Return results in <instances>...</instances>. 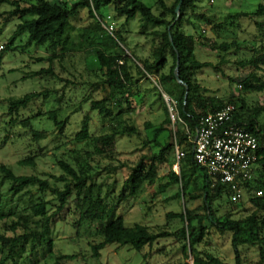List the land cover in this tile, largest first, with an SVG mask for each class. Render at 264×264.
<instances>
[{
	"label": "trees",
	"instance_id": "trees-1",
	"mask_svg": "<svg viewBox=\"0 0 264 264\" xmlns=\"http://www.w3.org/2000/svg\"><path fill=\"white\" fill-rule=\"evenodd\" d=\"M181 1L175 0L172 5H168L165 0H158L159 10L156 13L152 6L147 5L143 0H79L71 6L62 0H31L30 2L0 0V3H9L14 6L12 11L2 16L5 23L15 17L21 20L16 32L6 45L7 49L14 48L18 38L27 33L29 35L27 46L52 44L55 52L67 39L71 19L77 17L80 9L88 8L90 17L97 20L95 14L102 19L101 7L110 5L114 7L118 16L126 19V23L140 15L143 29L141 34H148L145 32L147 26L153 25L150 27L153 28L150 34L155 36L151 60H139L132 55L126 56L125 61H122L119 55L94 49L104 78L93 84L95 88L93 91L99 90L104 93V96L102 99L90 102V111L98 112L100 117L109 119L112 123L109 127L110 133L106 136L94 137L91 127L92 117L87 114L82 120L80 132L74 139L75 143H83L84 148L76 150L75 156L72 157L74 163L69 160L57 162L63 175L51 176L56 181L55 186L48 179H42L37 175H16L11 168L0 165L4 179L10 182L15 194L29 187H38L41 193L39 203L30 207L32 215L38 219L31 221V224L27 217H22L19 223L7 226L5 222L7 217L0 210V223L5 224L8 230L15 234V237H9L5 233H0V245L2 247L8 245V253L0 264L10 262L17 264L16 259L26 249V243H32L31 251H34L36 245L40 244L39 242L45 239L50 231L53 217L62 211H67L68 208H72L73 213L79 216L73 224L74 228L86 226V230H91L94 225L96 226L90 234L100 238L102 242L93 246L89 243V246L92 258L97 260L101 257V251L107 246L117 245L143 252L146 247H153L161 239L177 238L178 241L183 242L181 250L185 259L192 258L193 264H226L220 258L210 253L203 254L198 249V246L210 234L209 230L215 229L223 235H231L235 264H244L242 246L257 248L258 261L255 264H264V125L260 123L261 117L264 116V105L250 107L245 97L237 93V88L232 90L226 98L210 95V91L202 85L198 75L205 69H212L217 74L227 77L223 66L231 63L229 56H235L237 58L235 65L242 70L248 69L249 72L236 78H229L230 82L234 86L241 87L246 94L264 95V22L256 23L257 35L253 42L217 38L224 31L228 20L264 17V3H261L253 12L228 15L223 22L201 14L199 20L202 25L210 27V31L217 36L212 38L203 32L199 26L200 23L195 22L188 14L189 11L195 12L199 9L202 0H183L182 3ZM23 2L26 6H23ZM90 24L96 25V31L105 36L110 47H112L111 44H125L123 37L116 41L106 36L98 20L97 23ZM185 24L192 29L187 31ZM201 48L216 54L219 58L217 64L211 61H199L196 52ZM243 54L249 57L240 59ZM46 59H38V61H51L50 58ZM128 61L135 62L136 74L129 70ZM1 62L0 56V64ZM50 72V69L42 70L36 75L44 76L45 73ZM150 76L158 77V84L163 91L177 102L182 123H178L175 129L173 128L162 93L157 92L158 101L164 102V120L158 126L147 124L146 129L154 130V136L147 139V144H154L160 150L158 153L143 156L140 162L131 168L119 198L116 202L112 199V204H109L108 194L103 195L98 178L108 172L111 167L116 166L113 165L114 162L118 163L117 169L126 167L117 160L116 139L137 133L136 128L126 121V112L120 110L115 116H111L114 113L111 107L127 103L129 96L135 95L133 92L136 87L144 80L148 81ZM157 89L158 87L155 86L154 90L157 91ZM40 95L43 93L36 92L21 99H12L10 115L27 108L31 101ZM228 105H234L237 108L235 122L248 126L259 141V170L255 181L249 184L246 203L243 200L233 203L230 200L229 187L215 181L204 168L196 163L193 144L190 141V137L193 138L196 135L203 117L215 114ZM48 121L53 124V127L63 130L69 120L62 119L59 110H53L48 114ZM22 123L32 128L31 120L28 119ZM32 131L36 141L45 138L43 132L33 129ZM176 141L185 153V157L180 162V174L170 169L167 175L161 176V166L168 162L167 156L174 151ZM19 165L34 169L36 158H26L20 161ZM174 165V163L171 164V166ZM162 180L165 183H160ZM156 183H160L157 193L165 194L173 187H177L179 190L172 197L173 200H202L203 206L195 210L185 208L181 213H168L167 219L171 226L174 221L181 224L180 228L173 231L169 225L158 227L155 231L141 224L127 226L123 216H116L119 205L142 194L146 184L155 185ZM259 191L263 192L261 197L257 195ZM47 192L52 193L55 202L45 199ZM52 206L57 209L52 216H49ZM198 211L203 213L200 214ZM240 213L246 215L237 218ZM204 222L208 224V227ZM32 226H36V229H32ZM79 227L77 229H80ZM19 229L22 233H18ZM19 247L20 250H17ZM75 258L76 256H64L63 259Z\"/></svg>",
	"mask_w": 264,
	"mask_h": 264
},
{
	"label": "rangeland",
	"instance_id": "rangeland-1",
	"mask_svg": "<svg viewBox=\"0 0 264 264\" xmlns=\"http://www.w3.org/2000/svg\"><path fill=\"white\" fill-rule=\"evenodd\" d=\"M22 2V0H16ZM30 2L31 0H24ZM68 5H73L79 0H62ZM147 5L152 6L157 13L159 10L158 0H143ZM175 0H165L168 5H172ZM264 0H202L200 8L195 12L189 11L195 22L200 23L203 32L208 36H217L210 31L211 28L202 25L199 17L201 14L210 16L213 20L223 22L228 15L238 12H253ZM26 3L23 2V6ZM26 6V5H25ZM14 9L9 3H0V165H5L12 169L16 175H37L42 179H48L51 184L56 185V181L51 176L60 177L63 175L57 162L60 160L74 163L72 157L76 150L84 148L83 143H75L74 139L81 130V123L87 114L92 117V135L94 137L106 136L110 133L109 119L100 117L98 112L90 111V102L102 99L104 93L95 90L94 85L102 80L104 76L94 49H102L109 54L119 55L120 60L125 61L126 56H134L139 60L153 59V40L155 36L150 34L153 25H148L145 32L141 34L142 28L140 15L126 23V19L116 14L114 7L102 6L100 16L97 20L102 26L106 36L119 41L124 38L125 44H111L105 36L96 31L97 20L91 18L88 8L80 9L77 17L71 19V28L67 39L54 52L52 44L43 46H27L29 35L23 34L16 41L14 48L7 49L6 45L14 35L21 20L11 19L5 23L3 15ZM215 16V17H214ZM257 22H264V17L242 18L240 20H228L224 31L217 37L220 40L239 39L240 41L253 42L257 35L255 27ZM113 26V30L109 27ZM189 31L192 27L184 25ZM199 61H211L217 64L219 58L216 54L204 49L196 52ZM247 54L240 56V59L247 58ZM51 59L47 60V59ZM46 59L47 61H38ZM231 63L223 66L227 77L217 74L212 69H205L200 72L199 79L202 85L210 91V95L220 98L229 96L232 90L237 88V93L243 95L250 107L264 105L263 94H246L239 86H234L229 78H236L244 75L249 70L239 69L234 62L235 56H229ZM135 63V62H134ZM132 61H128L129 70L136 74V67ZM50 69L51 72L38 76L42 70ZM136 87L135 95L129 96V101L123 105H114L111 110L115 116L120 110L126 112V121L136 128L137 133L132 136L124 135L117 137L115 150L117 160L126 167L117 169L118 163L114 162L108 172L103 173L98 178L99 185L102 186L103 195L108 194L109 204L112 199L117 201L121 193V188L125 180L130 175L132 167L136 166L143 156H149L159 152L154 144H147L148 138H153L154 130L148 131L147 124L158 126L164 120V102L158 101L157 92L163 91L158 84V77L150 76ZM157 86V91L154 87ZM36 92L43 95L36 97L25 109L10 115V101L21 99L24 96ZM164 92V91H163ZM166 93V92H165ZM168 94V93H166ZM169 95V94H168ZM170 96V95H169ZM172 97V96H170ZM173 98V97H172ZM163 103V104H162ZM53 110H59L62 119L68 118L66 127L59 130L53 127L48 121V114ZM31 120L32 128L26 127L22 122ZM264 125V116L260 119ZM33 130L43 132L45 138L36 141ZM164 141V140H162ZM36 158V167L33 169L27 166H20L19 162L26 158ZM168 157V162L161 166L160 175L165 176L174 171L172 163H178L175 150ZM178 170V169H176ZM179 171V170H178ZM160 183H165L161 181ZM145 185V190L136 198L128 199L121 203L116 211V216H123L127 226L135 224L146 225L152 230L158 227H171V231L181 227L177 221L171 223L167 219L168 213H181L185 208L195 210L203 206L202 200L185 201L173 200L178 188L173 187L165 194L157 193L158 186ZM63 188V185H61ZM41 193L38 187H29L18 194L12 190V185L4 179V174L0 171V210L6 215V224L11 226L19 223L22 217L31 221L38 219L32 215L30 207L38 204ZM45 199L55 202V197L51 192H47ZM248 200L246 196L244 202ZM56 206V204H53ZM52 206L48 215L52 216L56 212V207ZM250 208V207H249ZM251 210V209H250ZM200 212V211H198ZM72 213V214H71ZM203 212H200L202 214ZM245 213L238 214L239 218ZM21 218V219H20ZM79 219L78 214L73 213L72 208L62 211L52 219L51 229L45 239L41 240L31 251L32 243H26L20 256L17 257V264H193V259H185L181 250V243L177 238L161 239L153 247H146L143 252L121 248L117 245L107 246L101 251L99 260L92 258L91 245H97L102 240L90 233L95 230V225L91 230H86V226L74 228L73 224ZM208 227V224L204 222ZM36 229V226H32ZM170 230V229H169ZM210 234L206 237L198 249L203 254L210 253L220 258L226 264H235L234 250L231 244V235H223L215 229H210ZM0 233L9 237L15 234L8 230L5 224L0 223ZM18 233H22L19 229ZM30 240V239H29ZM90 243V246H89ZM52 244V246H51ZM20 250V247L17 249ZM244 264H255L258 261L257 248L242 246L241 249ZM8 253V245H0V262ZM64 256H76L75 259H63ZM8 264H14L10 262Z\"/></svg>",
	"mask_w": 264,
	"mask_h": 264
},
{
	"label": "built area",
	"instance_id": "built-area-1",
	"mask_svg": "<svg viewBox=\"0 0 264 264\" xmlns=\"http://www.w3.org/2000/svg\"><path fill=\"white\" fill-rule=\"evenodd\" d=\"M109 29L114 28L110 26ZM162 96L175 129L178 123H182L177 102L163 91ZM236 112V106L228 105L215 114L203 117L196 135L190 137L196 163L215 181L229 187L233 203H239L248 195V187L255 181L260 159L256 135L248 126L235 122ZM174 150L179 164L185 153L177 141ZM257 195L261 197L263 192L259 191Z\"/></svg>",
	"mask_w": 264,
	"mask_h": 264
},
{
	"label": "crops",
	"instance_id": "crops-1",
	"mask_svg": "<svg viewBox=\"0 0 264 264\" xmlns=\"http://www.w3.org/2000/svg\"><path fill=\"white\" fill-rule=\"evenodd\" d=\"M176 169H178V170H176ZM174 172L176 173V174H180V163L178 164V163H176L175 164V166H174ZM175 188V187H174Z\"/></svg>",
	"mask_w": 264,
	"mask_h": 264
},
{
	"label": "water",
	"instance_id": "water-1",
	"mask_svg": "<svg viewBox=\"0 0 264 264\" xmlns=\"http://www.w3.org/2000/svg\"><path fill=\"white\" fill-rule=\"evenodd\" d=\"M182 1H183V0H182ZM182 1H181V3H182ZM181 3H180V5H181ZM179 9H180V6L178 7V9H177V10L179 11ZM177 78H178V76H177Z\"/></svg>",
	"mask_w": 264,
	"mask_h": 264
}]
</instances>
